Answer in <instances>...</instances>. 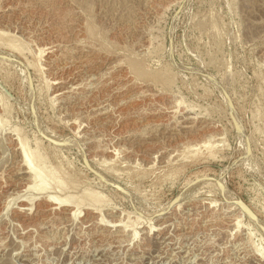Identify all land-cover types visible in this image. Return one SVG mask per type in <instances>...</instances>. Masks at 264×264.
Returning <instances> with one entry per match:
<instances>
[{
  "label": "rangeland",
  "instance_id": "rangeland-1",
  "mask_svg": "<svg viewBox=\"0 0 264 264\" xmlns=\"http://www.w3.org/2000/svg\"><path fill=\"white\" fill-rule=\"evenodd\" d=\"M0 100V264H264V0H0Z\"/></svg>",
  "mask_w": 264,
  "mask_h": 264
},
{
  "label": "bare ground",
  "instance_id": "bare-ground-1",
  "mask_svg": "<svg viewBox=\"0 0 264 264\" xmlns=\"http://www.w3.org/2000/svg\"><path fill=\"white\" fill-rule=\"evenodd\" d=\"M41 2V1H40ZM88 25V24H87ZM84 27H86V26H84ZM87 28V27H86ZM92 28V27H91ZM90 30H89V28H87L86 29V31L85 32H87V36H89L90 35V38H92L91 36V33L89 32ZM84 32V33H85ZM93 32V31H92ZM95 32V31H94ZM45 33V32H44ZM49 33V32H48ZM93 34V33H92ZM94 36H96V35H94ZM86 39H87V37H86ZM89 39V38H88ZM93 39V38H92ZM95 40V39H94ZM97 42V41H96ZM17 43V42H16ZM15 43V44H16ZM90 43H91V41H90ZM22 44V43H21ZM88 44V43H87ZM92 44V43H91ZM90 44V45H91ZM10 45V44H9ZM12 45V44H11ZM17 45V44H16ZM73 45V44H72ZM98 45H100V44H98ZM3 46V45H2ZM25 46V45H24ZM9 46L7 45V48H8ZM12 47V46H11ZM10 47V48H11ZM9 48V49H10ZM13 50L15 51H17V52H19V53H23V51H24V49L25 48H23V46H21V45H17V46H15V45H13ZM12 48H11V50H12ZM87 48V47H86ZM100 48V47H99ZM15 51V52H16ZM42 53V52H41ZM38 56H39V54H38ZM69 62V61H68ZM129 64H131L129 67H131V69L133 70H131V72H135L134 74H137V75H139V76H141V75H144V72L142 71V69L140 68V66L139 65H137V64H134V63H129ZM34 67V66H33ZM38 70V69H37ZM164 73V72H163ZM164 75V74H163ZM166 75V74H165ZM150 77V76H149ZM158 79V76H153V78L152 79ZM160 78L162 79L163 77H161L160 76ZM155 81V80H154ZM69 91H71V90H69ZM66 92H67V90H66ZM83 96V95H82ZM1 101V100H0ZM1 125H3V123H2V121H0V126ZM16 135H18V134H16ZM18 139H20V138H18ZM19 143H17V145H18V147H16V148H18L17 149V151H19V156H20V159H21V162L20 163H22V165H23V167H24V172H25V174L27 175H25L28 179H29V181H28V184L27 185H25L24 186V188H26L25 189V192L24 193H28V192H34V191H39V193H38V195L37 196H39V195H41V194H45V192L47 191V190H49V189H51V190H54V191H57V192H62V191H64L65 189H66V186H67V184L65 183V181L64 180H61V178L59 179H57L56 181H54V183H52V180L53 179H55L56 177L55 176H53V174H51V172H48V174L47 175H45L44 173H45V169H47V165H49V164H47V165H45V162H47V161H49V160H47V161H45L44 159L45 158H43V156L41 157L39 154H38V151L37 150H34V151H31V150H29L28 149V146H27V143H26V141H24L23 139H20L19 141H18ZM204 145H206V144H204ZM18 153V152H17ZM183 154V153H182ZM18 156V157H19ZM185 156V155H184ZM50 163V162H49ZM21 165V166H22ZM98 166H100V165H98ZM101 168H103L102 166H100ZM106 167V166H105ZM101 168H100V170H101ZM22 169V168H21ZM20 169V170H21ZM57 169V168H56ZM59 169V168H58ZM94 169H95V167H94ZM97 169H98V174L100 173L99 172V167H97ZM104 169V168H103ZM113 169V168H112ZM116 169V168H115ZM23 170V169H22ZM18 171V170H17ZM64 171V170H63ZM62 171V172H63ZM95 171H97V170H95ZM104 170H102V172H103ZM19 172V171H18ZM61 172V173H62ZM102 172H101V174H102ZM20 173V172H19ZM66 173V172H65ZM63 174V173H62ZM101 174H99L100 176H102ZM64 175V174H63ZM65 175H67V174H65ZM104 176V175H103ZM64 179V178H63ZM25 180V179H24ZM23 181V180H22ZM69 181V180H68ZM51 182V183H50ZM67 182V181H66ZM23 188V189H24ZM17 189V188H16ZM16 189H14V191L16 190ZM17 191V190H16ZM22 191V190H21ZM24 193H20V196L18 195L19 194V192H18V197H15L16 196V194H14V196L13 197H11L10 195L8 196V197H11V198H6V203L4 204L5 206L3 207V209H4V211H8V210H10V207H11V205L17 200L18 201V199L20 200H22L23 198H25V197H23V196H21L22 194H24ZM26 196L28 195V194H25ZM35 195H36V193H35ZM6 196V195H5ZM32 196V195H31ZM30 195L28 196V197H26L27 198V201L28 202H26V203H28V205H29V207H30V209H31V207H34V206H32L33 205V202L35 201V197H31ZM15 197V198H14ZM23 197V198H22ZM25 198V199H26ZM25 199H23V201L25 200ZM48 200H51V201H53V199L51 198V197H48L47 198ZM55 199V198H54ZM55 200H57V198L55 199ZM16 201V202H17ZM22 202V201H21ZM54 203V202H53ZM56 203L57 204H59V205H65L66 207L68 206V207H72L71 209L73 210V213H71L72 215V217L73 218H75L76 217V215L78 214L77 212H79V210H80V208L83 206V205H91L92 207L94 206V208H95V212H101V209L103 208V200H102V198H100V197H96L95 195H92V193L91 194H89V195H87L86 197H83V198H74V199H71V198H62V199H58L57 201H56ZM35 205V204H34ZM61 207V206H60ZM105 207V206H104ZM165 208V210H166V207H164ZM232 208V207H231ZM18 209V208H17ZM228 209V208H227ZM18 212L17 213H20L19 212V210H17ZM99 212V213H100ZM113 212V211H112ZM163 212H164V209L162 208V210H160L159 212H158V215L157 216H159V215H161V214H163ZM38 213V212H37ZM79 213H81V212H79ZM98 213V214H99ZM97 214V213H96ZM97 214V215H98ZM101 214V213H100ZM69 215V214H68ZM227 216H229V215H227ZM70 217V216H69ZM72 217H71V219H72ZM101 217H102V215H101ZM101 217H98L97 216V218H99V219H96V220H99L100 222L99 223H102V221H101ZM170 217V216H169ZM226 217V216H225ZM226 221V220H225ZM238 221V220H237ZM236 221V222H237ZM239 223V222H238ZM237 223V224H238ZM108 224V223H107ZM106 225V224H105ZM111 226V225H110ZM118 226V225H117ZM127 227V226H126ZM159 228V227H158ZM107 229V228H106ZM149 229V228H148ZM157 230V229H156ZM159 230V229H158ZM106 231V230H105ZM143 232V231H142ZM145 232V231H144ZM159 232V231H158ZM242 238V237H241ZM245 243V242H244ZM248 245V244H247ZM250 245V244H249ZM257 250V249H256ZM255 250V252L257 253V252H259L260 253V255L262 256L263 255V253L262 252H260V251H256ZM247 251V250H246ZM248 253V252H247ZM252 254V253H251ZM259 255V256H260ZM260 256V257H261ZM257 257V256H256ZM259 257V258H260ZM263 257V256H262ZM258 258V257H257ZM258 258V259H259ZM257 259V260H258ZM263 259V260H262ZM261 260L264 262V258H262ZM233 260V259H232ZM261 260H259V261H261ZM237 264V263H236Z\"/></svg>",
  "mask_w": 264,
  "mask_h": 264
},
{
  "label": "water",
  "instance_id": "water-1",
  "mask_svg": "<svg viewBox=\"0 0 264 264\" xmlns=\"http://www.w3.org/2000/svg\"><path fill=\"white\" fill-rule=\"evenodd\" d=\"M243 206V205H242ZM244 208V207H243Z\"/></svg>",
  "mask_w": 264,
  "mask_h": 264
}]
</instances>
